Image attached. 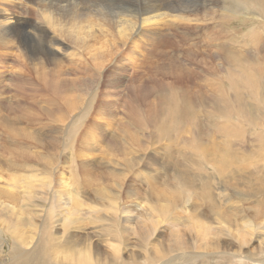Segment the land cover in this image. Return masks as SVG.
Segmentation results:
<instances>
[{
  "label": "rangeland",
  "instance_id": "1",
  "mask_svg": "<svg viewBox=\"0 0 264 264\" xmlns=\"http://www.w3.org/2000/svg\"><path fill=\"white\" fill-rule=\"evenodd\" d=\"M112 1L113 0H59V3H61L60 5H69L67 9H69L70 11L75 10V14L81 12H84L83 15L87 14L88 9L93 11L87 17L88 23H84L83 25L85 27L80 29L78 33H72L69 29L67 30V32H65V35L61 37V39L64 41V46H60V48H57L56 52L53 53L50 59L55 62L56 65L52 66V64L48 62L44 64V66L40 65L44 69L39 68L38 70L41 74L46 73L48 75L49 73H53L54 70L57 74H59V79L61 78L68 82L72 80H79L84 82L86 81V79L84 78L85 76L92 75L93 79L92 81L90 80L91 89L87 90L84 86H76L72 90L62 92L63 94L61 95V97H54L45 90L46 92L43 91L41 93H36V95L34 94V101L29 94H27V96L23 95V99L26 98L29 102L32 103L36 102L37 109L34 111V114L37 113L38 115L37 118L32 121V123L27 124L29 128H25L24 132L21 130V128H19L23 126V121L18 115H15V120L16 117H19V119H17L16 121L18 128H15L16 131H13L14 129L9 130V128L6 127L7 123L8 121H14V119L9 113V111H6L5 109H0V161H33L34 163H37L35 161H38V167H41V170L39 171L34 170L33 172L30 171L28 173H26V171L13 173L8 170L5 166H1L0 187H2V189L0 188V193L8 191L10 194L16 196L17 202L15 204L17 205L15 206H18V208L13 206L15 210L21 209L19 205L21 207H25V204H28L27 202L29 201V199L27 198L31 196L30 199L32 200L34 197H36V199H40L39 201H42L44 203V206L46 205L44 207L45 212H49L50 217L52 218L53 216L55 220H63V215L70 214V219L64 221V223L62 221V223L56 222V224H53L51 226V229H49V226L43 227L45 231H42V234L40 233V229L42 227H40L38 218V221L36 220V231L34 230L33 232L28 233L31 239L30 244H28L27 248L33 249L37 245L40 256H43V251L48 240V238H45L46 232L50 233V245L47 244V257L50 258L48 260L51 264L75 263V261L71 260V250L75 248H72V240H74L75 246L78 248L86 243L91 242L95 245L94 250L96 252V255L108 261L109 258L114 257L118 252L120 253H118V255L122 257L123 261H132L134 258L137 261H140L142 264H147V262H145L143 258L145 255L148 254L159 258L163 256L160 259L168 257L170 258L172 256H177L178 254V251L168 249V234L173 232L175 230V227H171L169 225V219L171 218L172 213L169 214V212L167 211V215L163 216L160 214L159 216H157V210H150L152 213H155V218L160 223L157 227L158 229L155 230L154 234H151L150 230L151 235L146 239V246L139 245L140 241H138V244L135 243V240L137 238L136 235H139L138 233H140L141 231L139 227L142 222H132L134 225L133 228L131 227L126 231V235L129 236V239H120L121 234H119L117 239H114V235L111 232L115 230H111L112 228L120 227V225H122L123 223L124 214L118 211L119 208H125V206L130 203V200L131 202L132 200L133 202H135L139 199L138 202L136 201V203H142L141 205H144L143 207H145V209H149L150 202L147 198L148 196H146L145 193L146 182L143 177L138 178V180H134L131 178V176L129 177L128 175L126 177L124 185H122L121 182V184H119L118 186L114 185L115 183L112 180L107 181L101 178L98 179V177L95 178V175L97 173L98 175H101L104 171H106V168H111L112 161H121V158L123 157L121 154H119V151H117L114 147H110L108 145V140H115L117 143L125 147L128 151L133 149L132 151H134V155L142 156V153L145 152L142 156V159H144L145 156L148 157V155L150 156V158H153L156 161V163L152 164L155 170L152 168V166H150V170L148 168L139 169L142 174H164V176H161L162 178L160 177L159 179H156V182L159 181L160 185L164 183L166 186H168L167 178L173 176V171L169 168L167 169V172H169V176L166 173H163L164 167L165 165H167V163H169V165L171 166H175L176 163L180 164L177 167L184 169L188 167V172H190L192 176H195L197 178L196 174L193 173V171L191 170L192 163H189L188 158L183 160V153L189 154V152H192L196 156L198 151L199 143L192 139L191 120L185 123L186 118L180 119L178 117H171L170 115L169 117L163 119L162 122L164 123H162V125H158V134H153L155 138L144 139L142 135H138V137L140 136L142 138L140 143L143 144L142 141H144V145L146 147L144 152L143 150L140 151L136 145H133L131 143V141L127 137L128 132H124V125L127 123L125 122L127 120L124 116L125 111L123 109V104H121L122 100L125 97L124 95H126L128 87L124 88V86L115 85V83L121 79H124L123 82L125 84L129 85V83H132L133 86L136 87V85L139 86L144 83H147L148 81L150 82V74L152 73V69H156L157 66L158 69L162 67H167L166 72L169 70L170 63H172L173 71H180L183 66L184 68L186 67V69L188 70H193L197 72L200 76L199 80L196 76H194L191 83L182 84L184 87L190 84V87L194 92L193 96L197 95V97H199V94L203 92L206 94V96H210V93L212 91H215L216 93L217 90L218 93H221L220 95L222 96V98L228 97L227 99H224V103H226V100L229 101L230 99L228 104L230 105V108H232L231 111H234L233 109L236 108V102H233L232 95L234 93V83H237L244 99H247L250 105L252 103V106L256 109L257 115L255 116H257V120L254 121L255 125L248 124L244 116H239L238 114L236 115L232 113L230 117H220L222 118L218 119V121L220 122L215 125L213 124V126H210L214 128H206L204 132L205 137L209 143L215 140V143L220 145V147L226 146L224 141L226 138L233 144L232 148L233 150H236V153L239 155V161H251L253 164L255 162L258 166L261 165V161H264V124L259 123L264 121V119L263 121L261 120V114L264 110V70L261 74V68L264 67V59L262 60L260 57V54H264V13L261 10V5H264V0H167V8L164 7L163 9L159 10V12L163 11L167 13L168 17L170 18V23L167 22V24H169L170 27L165 25H157L156 29L161 30L160 32L162 33L170 34L173 44L165 45V48L163 47L162 49H160V46L156 44V42H159L163 36H160V38L157 39L159 33H156V30L152 28V31L154 33L152 32L151 34H149L150 29L146 27L144 28L146 33H142L144 37L140 35L139 37H136L134 39L135 42H138L139 48H135L133 50H131L128 46V44H130L128 42V39L126 41H123L126 43L125 47L116 49V45H121L123 43L121 38L118 36L115 29L113 28H110L108 32L105 31L104 26L108 25H100L101 23L103 24L104 18L102 17L103 19H100L99 15H94V10L98 8L101 9L100 5L109 6L111 5ZM123 1H130L131 3L137 2L138 5H142L145 2H158L160 0H114V2H117V5H124ZM71 2L73 3L70 4ZM169 5H177L182 10L175 9V11H172L173 9L170 8L171 6ZM251 8H255V12H251ZM108 9L109 8H106L107 11ZM256 9L261 11L258 12ZM212 14H215V16H213ZM29 16L32 19H36V16L32 12H30ZM171 17L174 19H172ZM86 26L90 27L88 28ZM249 30H252L251 32L253 37H255L256 35L260 37V41L258 42L259 45H253L250 43V38L248 37L250 33ZM212 31L214 32V34H219L217 40L222 43V47H231L230 49L235 50L236 55H242V62L245 63L243 67H241V65H238L237 67L239 69L235 68L229 70L225 67H222V69L221 65L216 66V64L210 62V59L214 60V58L219 56L218 49H214V47H212V44H208L210 40L209 38L213 35ZM148 36L150 37V39L148 38ZM103 37L107 39V44L106 40ZM205 37L206 39L208 38L207 41H203ZM163 39L166 38L164 37ZM150 40H155V44L153 47H150L153 43V41L150 42ZM200 42L202 43L200 44ZM79 44H82L83 46L79 47ZM208 46L210 47V49ZM101 47L103 48L101 49ZM113 47L114 50L112 53H110ZM260 48L262 49L260 50ZM162 50L164 52H162ZM236 51L239 52L237 53ZM161 53L165 54V56H163ZM220 53L223 55V49H221ZM12 55L15 54L13 53ZM253 56H255V59L259 58L260 60L257 63H252L249 59ZM167 57H170L171 61ZM104 59H106L104 61V67L99 70L94 64V62L98 63L100 60L103 61ZM102 61L100 63H102ZM3 62L4 63H0V66H6L2 67L3 70L4 68H6L7 70H4V72L6 71V74L3 73V76H6V78L8 76H11L12 72H14L22 73L25 74L27 77H31V79L34 80V83L35 81H39L35 78L37 76L35 74L37 70V67H35V65L31 63H26L25 66H23L25 67L24 69L9 58L7 60L4 59ZM248 62H250V64L253 66H249ZM217 63H221V60H218ZM117 65L118 68L120 66L119 70L121 71L118 70L120 73L118 72V74H115L117 72ZM177 65L181 68H179ZM56 66H58L59 70H57ZM208 68L211 71L209 73ZM211 68L215 71L212 72ZM256 69L259 71V73L256 72ZM158 72L160 71L155 70L154 78L156 77V79H162L161 81H167L166 83H168V85L172 83L176 84V80H174L176 79L175 77L171 76L170 74L156 75ZM160 76L162 78H159ZM228 76L230 77V80L228 79ZM244 76L248 77V80H245L243 78ZM181 81H183V79H179L177 82ZM169 82L171 83L169 84ZM258 82L259 84H257ZM253 84L254 86H252ZM0 86H4V88L1 90L4 91L6 88L7 90L9 89V92L12 93V91H14L15 84L11 83L8 79H5V81L0 82ZM251 86L253 88L255 87L254 91ZM40 87H42L41 84ZM159 89L160 88L158 87L157 91L161 92V90ZM181 93L182 89L177 88V93L171 94L174 96H179ZM153 97L154 96H152V99L154 100ZM105 98L107 99V101ZM101 100L109 102L108 106H98L99 101ZM9 101L11 102V104L15 103V99H9ZM175 101L180 102L178 99H176ZM55 103L56 105H53ZM108 109L110 110V114L108 113ZM44 110L51 111V113L47 115ZM169 113V111L166 112V114L168 115ZM201 113L203 112H200V114ZM248 115L254 116V113H249ZM199 119H201V121L204 122L206 126H209V118H207L204 114L201 115ZM224 119H230L232 123L234 121L239 128H236L234 124H232L233 128L231 129V131L227 130L223 126L215 127L216 125H223L225 123L223 122ZM210 120L212 121V118H210ZM96 121L102 123V126L97 127L95 125ZM231 122H229V124ZM58 128L59 130L56 131V129ZM84 130L86 132H84ZM23 134L28 135L29 138H25ZM34 136H36L37 141H34ZM183 137H187L189 139V142H187V140H183ZM166 154H169L170 156H167ZM166 157H168V160H165ZM48 161H52V164H49L52 166L47 165V167H45V164H47ZM164 161L168 162H166L165 164L163 163ZM182 161L187 165H185L186 167L184 166V163ZM233 161L237 160L234 159ZM80 162H87L88 164L92 165L93 173L90 177L89 175H83L82 172H79L78 163ZM88 168H90V165L88 166ZM248 168L249 167H247V169ZM253 176L264 178V175L260 173H256ZM197 182L198 180L196 179V184L198 185ZM28 183H30L31 185L29 184L27 186L26 184ZM127 183L132 184V187L135 188V196L134 194L129 196L125 194V197V184ZM10 184L12 185V187L10 186V188H12L11 191L8 187ZM74 185H76V187ZM100 185L105 187L106 189L111 190V192L118 194L119 199H116V206H118L116 207V210L113 208L115 206V200L112 201L109 197H105V199H103L99 196L98 189L103 188L99 187ZM120 185H122V187H120ZM256 185L258 186V183H256ZM13 186H15L16 188ZM213 188L217 192V194L216 192H214V201L218 204V198L216 195H218L220 192L219 189H215V185L213 186ZM118 190L120 192H118ZM28 192L29 195H27ZM244 192L254 193V188H246ZM63 193L65 194V196ZM182 193L179 196L181 199L187 198V204H184L178 208V215H183L185 218H192L193 203H198L200 205L203 203L206 204V206L201 205L203 208H206L209 205L212 206L213 204V201H207V203L202 198L201 200H203L204 202L200 199L196 200V198H194L195 201H193V197H188L187 193ZM132 196L135 197L136 200ZM127 197L130 200L127 199ZM67 198H69L70 200H68ZM0 199L2 200L3 198L0 197ZM36 199H34V201ZM73 199H76V202H74ZM80 199L81 201H79ZM251 199L253 200V198ZM67 202L69 203L67 204ZM77 202H80L81 204L77 205ZM66 204L68 206H66ZM262 206H264V203L260 207ZM183 207L188 209H184ZM29 209L30 211L28 209V211H26L29 213H25V211H22L21 216L23 217L26 215L28 216L27 218L30 220L31 218H35L33 211L34 209H36V207H31ZM61 209L64 211H62ZM175 211L173 209V214L175 213ZM60 213L62 214L60 215ZM140 216L141 218H139ZM207 216H209V219L206 222H212L214 214L209 213L207 214ZM71 217L73 218V220ZM137 217L136 220L138 221L144 218V216H142L141 214L137 215ZM53 218L52 220H47V222L49 223L50 221H53ZM206 222L205 225L208 224H206ZM238 222L240 223L238 224V226L242 227V224L244 223H242L240 219H238ZM229 225L231 228L227 225V228H230V230L228 231V235L222 236V233L217 231V223L212 224L211 227L213 230L211 229L209 233V239L211 240L213 245L211 244L210 246H202L201 242L203 240L196 242L193 246H190L188 244L186 245L185 250H183V256L184 258H186L184 259L181 257L180 259H175V264H263L262 262L258 263L257 261L260 258V260L264 258V253L254 251L256 243L252 242V239L248 240L249 236L246 235L244 241H248V243L243 244L239 247V242L243 240H241V238H236V236L235 239L233 238V235H235L237 231V226L232 223ZM135 227L136 229H138L136 230ZM0 228L1 249L3 250V253L6 254L5 262H8L7 259L9 257L8 255L10 254L9 252L12 247V239L9 237V234L6 232L5 228ZM176 228H179V232H182L181 230L186 228L185 223L179 225ZM205 230L206 229H204V231ZM55 233L57 236H55ZM38 238L41 239L38 240ZM65 239H67L68 241ZM78 239L81 240L77 242ZM219 239L220 241L223 240V246H220L213 242ZM37 242H39V244H37ZM116 246H119L120 248L118 247L117 249H115ZM63 250H68V252L70 251L69 255L67 256ZM245 256H247L248 258ZM53 261H55V263ZM110 262L111 264H113V260H110ZM174 262H172L171 264H173ZM75 264L78 263L76 262ZM150 264L153 263L150 262Z\"/></svg>",
  "mask_w": 264,
  "mask_h": 264
},
{
  "label": "bare ground",
  "instance_id": "2",
  "mask_svg": "<svg viewBox=\"0 0 264 264\" xmlns=\"http://www.w3.org/2000/svg\"><path fill=\"white\" fill-rule=\"evenodd\" d=\"M66 1H68V0H66ZM84 1H86V0H84ZM91 1H93V0H91ZM115 1H117V0H115ZM149 1H153V0H149ZM72 3L73 2H71L70 4H72ZM140 3H141V1H140ZM60 4L61 3H59V0H0V63H4L3 60L4 59L7 60L9 58L10 60L17 63L18 65H20L24 69H25V67H23V66H25L26 63H31V64L35 65V67H37V70L35 73L37 76L35 78L39 80L38 82L35 81V83H34V80H32L31 77H27L25 74H22V73H14L12 71H11L12 75L8 76L6 78V76H3V73L6 74L5 72L7 70H6V68H4V70H6L4 72V70L2 69V67H6V66H3V65L0 66V68H1L0 82H3V81H5V79H8L11 83H14L15 87H16V88L14 87V91H12V93H11V92H9V89L7 90L6 88L4 91L1 90L4 88L5 85L3 87L0 86V109L1 110L5 109L6 111H9V113L11 114V116L14 119V121L13 120H12V122L8 121V123H7L6 127H8L9 130L14 129L13 131H16L15 128H18L16 121H17V119H19V117H16V120H15V115L20 116L21 120L23 121V126L19 127V128H21V130L23 132L25 131V128L26 129L29 128L27 124L32 123V121L35 120L38 116L37 113L34 114V111L37 109L36 102L32 103V102H29L26 98L23 99L22 98L23 95L27 96V94H29L31 96V98H33V101H34V94L36 95V93H41L45 90L47 92H49L50 95H53L54 97H61V95L63 94L62 92L67 91V90L68 91L72 90L76 86L77 87L84 86L85 89H87V90L91 89L90 80L92 81V79H93L92 75L85 76L84 78L86 79V81H84V82L79 81V80H72V81L68 82L64 79H61V78L59 79V74H57L54 70H53V73H49V75L46 73L41 74L38 71L39 68L44 69L42 66H44V64H46L48 62L50 64H52V66L56 65V63L50 59H51L53 53L56 52L57 48H60V46H64V41L61 39V37H63V35H65V32H67V30H69V29H70V32H72V33H78V31L80 29L85 27L83 24L88 23L87 17L93 11V10L88 9L87 14H84L85 15L84 16L83 15L84 12L75 14L74 13L75 10L70 11L69 9H67V7H69V5H60ZM123 4L124 5H121V4L117 5V2H114V0H113L111 5H109V6L100 5L101 9L98 8V9L94 10V13H95L94 15H99L100 19L104 18L103 24L101 23L100 25L101 26L108 25V26H104L105 31L108 32V30H110V28L115 29L116 33L121 38L122 42L126 41L128 39V42L130 43V44H128V46L131 50H133L135 48L136 49L139 48L138 42H135L134 39L136 37H139L140 35H142V33L144 34V32H145L144 28H146V27H148L150 29V30L148 29L149 34H151L153 32L152 28L156 30V33H159L157 36V39L160 38V36H163L159 42H156V44H158L160 46V49H162L165 45L173 44L170 34L162 33V32H160L161 30L156 29L157 25L169 26V24H167V22L170 21V18L168 17L167 13H165L163 11L159 12V10L168 6L167 0H160L158 2H145L142 5H138L137 2L131 3L130 1H123ZM114 5H116V6H114ZM169 6H171L170 8L173 9L172 11H175V9L176 10H182L177 5H169ZM261 6H262L261 10L264 13V5H261ZM97 7H99V6H97ZM106 8H109L108 11L106 10ZM250 10H251V12L252 11L255 12V8H251ZM261 10H257V11L259 12ZM30 12H32L36 16V19H32L29 16ZM213 16H215V14ZM172 19H174V18H172ZM226 19H228V18H226ZM172 21H171V23H172ZM86 27L89 28L90 26H86ZM249 31H250V33H249L248 37L250 38V43L253 45H256V44L259 45L258 42L260 41V37L256 34H255L256 36L253 37L252 32H251L252 30H249ZM218 35H219L218 33L214 34V32H213V35L209 38L210 40H209L208 44L209 45L212 44L213 46L212 45L211 46L214 47V49L217 48L218 54H219V56H217V57L215 56L216 58H214V60L210 59V62L216 64V66L221 65V68L225 67L226 69H229V70L235 69V68L239 69L237 67L238 65H241V67H243L245 65V63L242 62V58H243V57H241L242 55L241 56H240V54L236 55L235 50L230 49L231 47L230 48L226 47V46L222 47V43L217 40ZM108 36H109V34H108ZM164 37L166 39H163ZM148 38L150 39L149 36H148ZM153 38H154V36H153ZM207 39L205 37L203 41H205V40L207 41ZM105 40H106V44H107L108 43L107 39H105ZM152 41L150 40V42H152ZM201 43L202 42H200V44ZM154 44H155V40L153 41V43L151 44L150 47H153ZM81 46H83V45L79 44V47H81ZM125 46H126V43L123 42L121 45H116L115 47H116V49H119V48H122ZM206 46H207V44H206ZM263 46H264V44H263ZM168 47H171V46H168ZM102 48L103 47H101V49ZM209 49H210V47H209ZM221 49H223V55L220 53ZM261 49L262 48H260V50ZM113 50H114V47L112 48L110 53H112ZM162 52H164V51L162 50ZM13 53L15 55H12ZM261 53H262V51H261ZM95 55H96V52H95ZM162 55L165 56V54H162ZM93 57H95V56H93ZM247 57H249V56H247ZM260 57L263 60L264 54H260ZM167 58L171 61L170 57H167ZM105 60L106 59H104L103 61L100 60L98 63L94 62V64L96 65V67L99 70H101V68L104 67V61ZM218 60H221V63L218 64L217 63ZM249 60L252 63H257L260 59L259 58L255 59V56H253ZM101 61H102V63H100ZM40 65H42V66H40ZM248 65L249 66L251 65L250 62H248ZM251 66H253V65H251ZM56 67H57V70H59L58 66H56ZM119 68H120V66H119ZM119 68L117 65V72L115 74H118V72L121 71V70H119ZM166 68L167 67H162V68L158 69V66H157L156 69H152V73L150 74L151 75L150 82L148 81L147 83H144V84L139 85V86L136 85V87H134L132 83H129V85L125 84L123 82L124 79H121L115 83V85L124 86V88L128 87L127 91H126V95L123 94L125 96L124 99L122 100L123 103L121 102V104H123V107H124L123 109L125 111V112L123 111L124 116L126 117V120H127V121H125L127 123L124 125V129H125L124 132H128L127 137L129 138L131 143L133 145H136L140 151L143 150V152H144V150L146 148L144 145V141H142L143 144L140 143L142 138L140 136L138 137V135H142V137H144V139L155 138L153 134L157 133V127H159L158 125H160V124L162 125V123H164V122H162L163 119L166 117H169L170 115H171V117L172 116L178 117L180 119L186 118L185 123L187 121L191 120L192 121V125H191L192 139L197 141L199 143V146H198V151H197L196 156L192 152H189V154L183 153L184 154L183 160L188 158L189 163L190 162L192 163L191 164L192 165L191 170L193 171V173L196 174L197 178L195 176H192V174H190V172H188L189 171V170H187L188 167L184 169V168L177 167L180 164L176 163L175 166H171V165H169V163H167V165H165V167H164L163 173H166L169 176V174H168L169 172H167V169L169 168L173 171V176L172 177L170 176L167 178L168 186H166L164 183L160 185L159 181L156 182V179L157 178L159 179L162 175L164 176V174H162V175L142 174L140 172V169H139V168H144V169L148 168L150 170V166H152V164L156 163V161L153 158H150V156L148 155V157L145 156V158L142 159V156L145 152L142 153V156L134 155L133 154L134 151H132L133 149L128 151L125 147H123L121 144L117 143L115 140H113V139L108 140V145L110 147H114L117 151L120 152L119 154H121L123 157L121 158V161H116V160L112 161L111 168H106V171L103 170L104 171L103 174H101V175H98V173L96 175L94 174L95 178L98 177V179L101 178V179H105L107 181L112 180L115 183L114 185L118 186L119 184H121V182H122V185H124V182H125L126 177L128 175H129V177L131 176V178L134 180H136V179L138 180V178L143 177V179L146 182V189H145L146 192L145 193H146V196H148L147 198L149 199V202H150L149 209H147V208L145 209V207H143L144 205H141L142 203H140V204L136 203V201L138 202L139 199L136 200V198L132 196L133 198H135L136 201L133 202V200H132V202H131V200L127 197V199L130 200V203L127 206H125V208H123V209L119 208L118 209V211H120V213L124 214L122 225H120V227H114L111 229V230L115 229L114 231H111V230H109V231H111L113 233L114 239H117L119 234H121L120 239L128 238L129 236L126 235V231L131 227L133 228L134 225L132 222H136V223L142 222L140 227L138 226L141 231H140V233H138L139 235H136L137 238L135 240L136 241L135 243L138 244V241H140V243H143V244L139 243V245L146 246V244H147L146 239L151 234H154L155 230L158 229L157 227L160 223L156 220L155 213H152L150 210H152V211L157 210L156 211V213H158L157 216H159L160 214L163 216L167 215L166 214V211H167V212H169V214L172 213L171 218L169 219V225L171 227L172 226L175 227V230L173 229L174 231L172 230L173 232L168 234V240H169L168 249L176 250V251H178V254H177V256H172L170 258L168 257V258H163V259H160L163 256H161L159 258V257H155V256L148 254V255H145L143 258L144 261L147 262V264H150V262H152L153 264H171L172 262H174L175 259H180L181 257L184 258L183 250H185L186 245L189 244L190 246H193L196 242H199L201 240H203L201 242L202 246H210L212 244V242L209 239V233L212 229V227H211L212 224H215V223H217V225H218L217 231L221 232L222 236L228 235V231L231 228L229 224L232 223V224L236 225L237 231H236L235 235H233V238L235 239V236H236V238H238V239L241 238V240H243V241L239 242V247L243 244L248 243V241H244L246 235H248L249 236L248 240L252 239V242L256 243V246L254 247V251L259 252V253H264V206L260 207L264 203V178L253 176L256 173H260V174L264 175V171H263L264 170V161H261L262 163L259 166L256 165L255 162L253 164L251 161H239L240 157L236 153V150H233V148H232L233 144L230 141H228L225 138L224 141H225L226 146L220 147V145L215 143V140H213V141H211V143H209L207 141V139L205 137V133H204L206 128L207 129L214 128V127H210V126H213V124L215 125L218 122H220V121H218V119H222L220 117H230V115L232 113L236 114V115L238 114L239 116H244L246 121L248 122V124H254V121L257 120V116H255V115H257L256 109L252 106L253 105L252 103L250 105L249 102L247 101V99L246 100L244 99V97L241 94V91L239 90V86L237 83H234V93L232 95L233 102H236V108L233 109L234 111H231L232 108H230V105L228 104L230 99H229V101L226 100V103H224V99H227L228 97L222 98V96L220 95L221 93H218L217 90H216V93H215V91H212L210 93V96H206V94L203 92V93L199 94V97H197V95L193 96L194 92L191 89L190 84H188L186 87H184L182 85L184 83H191L194 76H196L197 79L199 80L200 76L198 75L197 72H195L193 70H188V69H186V67L184 68L183 66H182V69L180 70L181 72L179 70L173 71L172 63H170V67H169V70L167 72H166ZM179 68H181V67H179ZM155 70L160 71L156 75H160V74L161 75L162 74L168 75V74H170L171 76L175 77L176 79H174V80H176V84H173V83L170 84L171 82H169L170 85H168V83H166L167 81L165 82V81H161L162 79H156V77L154 78ZM211 70H212V72L215 71L212 68H211ZM258 70H259V68H258ZM258 70L256 69L257 73H259ZM263 70H264V67L261 68V74H262ZM17 71H19V70H17ZM209 72H211L210 69L208 70V73ZM7 74H8V72H7ZM121 74H123V73H121ZM174 74H175V76H174ZM83 75H84V73H83ZM116 76H115V78H116ZM159 78H162V77L160 76ZM243 78L245 80H248V77H246V76H244ZM179 79H181V80L183 79V81L177 82ZM228 79L230 80L229 76H228ZM111 81H112V79H111ZM39 82H40L42 87H40ZM257 84H259V82ZM252 86H254V84ZM158 87L160 88L159 90H161V92L157 91ZM177 88L182 89V93L179 96L172 95L171 93H177ZM254 88H253V91H254ZM102 92H103V90H102ZM152 96H154L153 97L154 100L152 99ZM233 96L235 97V99ZM229 98H231V97H229ZM263 98H264V94H263ZM9 99H15V103L11 104ZM176 99H178L180 102L175 101ZM106 101H107V99H106ZM106 101H103V100L99 101L98 106H108L109 102H106ZM110 103H111V101H110ZM30 104H32V105H30ZM53 105H56V103ZM110 107H112V106H110ZM41 109H43V108H41ZM66 109H68V108H66ZM96 110H98V109H96ZM103 110H105V109H103ZM41 111H43V110H41ZM167 111H169L171 114L170 113H169V115L166 114ZM109 112H110V110L108 111V113ZM200 112H203V113L200 114ZM45 113L47 115H49L51 113V111H45ZM73 113H74V110H73ZM249 113H254V116H249L248 115ZM66 114H67V112H66ZM203 114L207 118H209V121H210L209 126H206V124H204V122H202L201 119H199V117ZM225 115H227V116H225ZM261 117H262L261 120L263 121L264 110L262 111ZM210 118H212V121L210 120ZM213 120H215V121H213ZM228 121L231 122L230 119H228V120L224 119L223 122H225V123L223 125H221V126L216 125L215 127H222L223 126L227 130L231 131V129L233 128L232 124H234L236 128H239L235 124L234 121H233V123L231 122L230 124ZM259 121H260V119H259ZM93 123H95V122H93ZM259 123L264 124V121L259 122ZM101 124L102 123H99L97 121L95 123V125L97 127H101L102 126ZM67 126H68V124H67ZM92 127H94V126H92ZM259 127H261V126H259ZM40 128H41V126H40ZM87 129H89V128H87ZM58 130H59V128L56 129V131H58ZM224 131H225V129H224ZM84 132H86V131L84 130ZM23 135L25 136V138H29L28 135H26V134H23ZM35 140H36V136H34V141ZM183 140H187V142H189V139L187 137H183ZM192 145H193V143H192ZM37 147H39V146H37ZM247 153H246V155H247ZM186 154H187V156H186ZM244 155H245V153H244ZM167 156H170V155L168 154ZM234 159L237 161H233ZM248 159H249V157H248ZM165 160H168V157H166ZM244 160H245V158H244ZM35 162H37V163H34L33 161H0V169H1V166H5L8 170H10L13 173H19L21 171H26V173H28L30 171L33 172L34 170L35 171L41 170V167H38V161H35ZM41 162H43V161H41ZM166 162H168V161H164L163 163L166 164ZM173 162H176V161H173ZM248 162H251V163H248ZM257 162H259V161H257ZM49 164H52V161H48V163L45 164V167H47V165L52 166ZM95 164H96V162H95ZM89 165H90V168H88ZM185 165L186 164L184 163V166ZM247 167H249L248 168L249 170L247 169ZM152 168H153V166H152ZM78 169H79V172L83 173V175H89V177L93 173L92 165L88 164L87 162L86 163L85 162L78 163ZM146 173H148V172H146ZM196 179L198 180V182H197L198 185L196 184ZM62 183H63V181H62ZM256 183H258V186L256 185ZM29 184L30 183H28L26 185L28 186ZM85 185H86V183H85ZM122 185H120V187H122ZM214 185H215V189H219V192H220L218 195H216L218 198V204L214 201V192H216L213 188ZM10 186L12 187L11 184L8 187L10 188ZM15 186H13V187H15ZM74 186L76 187V185H74ZM164 186H166V187H164ZM78 187H79V185H78ZM99 187H103V186L100 185ZM251 187L254 188V193L244 192L246 188L251 189ZM0 188L2 189V187H0ZM66 188H68V187H66ZM11 189L12 188H10V191H11ZM68 190H67V193H68ZM137 190H138V188H137ZM118 192H120V191L118 190ZM182 192L187 193L188 197H193V201H195L194 198H196V200L197 199L201 200V198H202L206 202L207 201H213V204L210 203V204H212V206H210L208 204L209 205V206L207 205L208 207L203 208L201 205L206 206V204L203 203L200 205L198 203L197 204L193 203V209H192L193 210V212H192L193 216H192V218H188V217L185 218L183 215H181V216L178 215V212H179L178 208L184 204H187V198L181 199L179 196V195H181ZM134 193H135V188L132 187V184H129V183L125 184L124 195L126 194L127 196H129V195H133ZM98 194L101 198L105 199V197H109L110 200H112V201L113 200L116 201V199L118 198V194L111 192V190L106 189L105 187L98 189ZM216 194H217V192H216ZM27 195H29V192L27 193ZM126 195H125V197H126ZM64 196H65V194H64ZM64 196H62V197H64ZM134 196H135V194H134ZM0 197L3 198L2 200L0 199V227L5 228L6 232L9 234V237L12 239V247H11V250L9 252L10 254L8 255L9 257L7 259L8 262H5V255L6 254L3 253V250L1 249V244H0V264H51V263H49V260H48L50 258L47 257V246H48L47 244H49V242H50V233L46 232L45 238H48V240H47L45 249L43 251V256H40V254L38 252L37 245L33 249L27 248L28 244H30V239H31L28 233H31L34 230L36 231V225H37L38 218H39L40 227H42L40 229V233L42 234V231H45V229L43 227L49 226L50 227L49 229H51V226L53 224H56V222H60V223L63 222L64 223V221L70 219V216H69L70 214L69 215H63L64 216L63 220H61V219L55 220L52 216L53 221H50L48 223L47 220H52V218L50 217L49 212H47V213L45 212L44 207L46 205L44 206V203L42 201H39L40 199H36V197H34L32 200V199H30L31 196L28 198L26 196V198L29 199V201L27 202L28 204H25V207L23 205H22L23 207H21L19 205V207L21 209L15 210V208H13V206L17 205V204H15L17 202L15 195L10 194L8 191H4V192L0 193ZM121 197H122V195H121ZM22 198H23V196H22ZM251 198H253V200ZM34 199H36V200L34 201ZM41 199H42V197H41ZM44 199H46V198H44ZM67 199L70 200L69 198H67ZM256 199H258V200H256ZM75 200L76 199H73L74 202H76ZM110 200H108V201H110ZM203 200H201V201H203ZM79 201H81V199ZM18 202H19V199H18ZM20 202H21V200H20ZM22 202H24V201H22ZM68 203L69 202H67V204ZM104 203H105V201H104ZM12 204H14V205H12ZM67 204H66V206H68ZM76 204L79 205L81 203L77 202ZM116 205H117V201L115 202L114 207L112 205V207L115 210H116V207H118ZM15 207L18 208V206H15ZM31 207H33V208L36 207V209H34V211H33V214H34L36 219L31 218L29 220L27 218L28 216H26V215H25L26 217L25 216L22 217L21 216L22 211H25V213H29L26 211H28V210L30 211L29 208H31ZM183 208L188 209L185 207H183ZM189 208H191V207H189ZM57 209H59V208H57ZM62 209H63V207H62ZM173 209H174V211L176 210L174 214H173ZM62 211H64V210H62ZM209 213L214 214L213 220L211 218L212 215L210 216L212 222H206L209 219L208 218L209 216H207V214H209ZM61 214L62 213H60V215ZM139 214L144 216L145 219L142 218L144 220H142V219H140L139 221L136 220V217ZM71 215H72V213H71ZM139 218H141V216ZM238 219H240V221L242 223H244V224H242L243 225L242 227L238 226V224H240L238 222ZM72 220H73V218H72ZM205 222H206V224L207 223L208 224L205 225ZM75 223H76V221H75ZM184 223H185L186 228L182 229L181 230L182 232H179L180 231L179 228L177 229L176 227H178L179 225H182ZM227 225L230 228H227ZM38 228H39V225H38ZM135 229H136V227H135ZM204 229H206V230L204 231ZM0 230H1V228H0ZM150 230H151V234H150ZM223 232H225V233H223ZM0 233H1V231H0ZM55 236H57L56 233H55ZM0 237H1V235H0ZM60 237H62V236H60ZM42 238H43V236H42ZM40 239L38 238V240H40ZM65 240H67V239H65ZM80 240L81 239H78L77 242ZM145 240H146V242H145ZM222 241H220V239H219V240L213 241V242L215 244L223 246L224 243ZM37 244H39V242H37ZM67 244H68V242H67ZM63 246H65V245H63ZM94 246H95L94 244L89 242V243H86L83 246H80L78 248L75 246L74 240H72V248H74V247L75 248L71 250L72 251L71 252V260L75 261V263L77 262L78 264H111L110 260H113V264H142L140 261H137L134 258L132 261H123L122 257L118 255L119 252L115 255L116 257L114 256V257L109 258V261L106 259H102L101 257H98L96 255V252L94 250ZM118 247L119 246H116L115 249H117ZM63 251L67 256L69 255L70 251L69 252H68V250H63ZM245 257H247V256H245ZM260 259L257 260L258 263L262 262L264 264V258H262V260H260ZM105 261H107V262H105ZM53 262L55 263V261H53ZM181 262H182V259H181ZM75 263H71V264H75ZM173 264H175V262Z\"/></svg>",
  "mask_w": 264,
  "mask_h": 264
}]
</instances>
